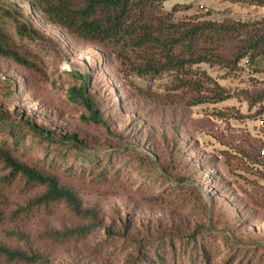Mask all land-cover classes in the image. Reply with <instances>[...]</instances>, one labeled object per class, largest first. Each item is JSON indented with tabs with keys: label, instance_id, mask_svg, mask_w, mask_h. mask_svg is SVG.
Masks as SVG:
<instances>
[{
	"label": "rangeland",
	"instance_id": "1",
	"mask_svg": "<svg viewBox=\"0 0 264 264\" xmlns=\"http://www.w3.org/2000/svg\"><path fill=\"white\" fill-rule=\"evenodd\" d=\"M0 7L27 62L0 56V146L72 189L93 215L29 205L44 186L6 180L0 162V244L36 258L0 254V264H264V62L192 67L230 97L191 105L194 92L171 89L168 74L138 76L116 46L78 38L26 0ZM160 9L175 20L264 18V0H167ZM18 24L31 37H18ZM85 76L100 123L68 97ZM88 155L95 165L80 160ZM81 227L90 229L82 237L50 235Z\"/></svg>",
	"mask_w": 264,
	"mask_h": 264
},
{
	"label": "trees",
	"instance_id": "2",
	"mask_svg": "<svg viewBox=\"0 0 264 264\" xmlns=\"http://www.w3.org/2000/svg\"><path fill=\"white\" fill-rule=\"evenodd\" d=\"M26 1L30 8L41 14L46 21L59 25L80 39L116 46L117 55L138 76L156 78L163 74L170 75L171 89L188 90L196 94L191 105L221 102L230 97L229 93L213 82L204 71L192 70V67L207 64L230 71L237 68L242 59H246L248 63L264 62V18L253 21H211L192 18L175 20L172 18V12L160 9L162 3L167 0ZM8 8L0 7V19L11 16ZM15 33L18 37H31L30 29L23 24L16 25ZM12 43V36L0 22V56L20 65H27L21 55L12 49ZM130 55H134V58L131 59ZM81 80L82 86L77 90L71 89L68 97L71 100L79 99L90 114L89 120L100 123L99 112L84 93L87 76ZM207 84H212V88L207 90ZM260 99L264 100V91L257 96V100ZM44 133L48 137L49 134L45 131ZM260 154L264 155V152L258 150L256 157L259 158ZM80 160H85L91 165L96 163L95 155L81 156ZM0 162L9 169L6 180L20 175L29 182L44 186V192L31 200L29 205L46 206L63 202L75 214L93 216L90 211L81 208L80 201L72 189L59 185L54 177L21 164L4 146H0ZM89 231V227H81L50 235L56 239H68L82 237ZM186 240H192V237L189 236ZM140 248L142 242H137V249ZM0 254L15 261L30 262L36 259L34 256L26 257L1 244Z\"/></svg>",
	"mask_w": 264,
	"mask_h": 264
}]
</instances>
